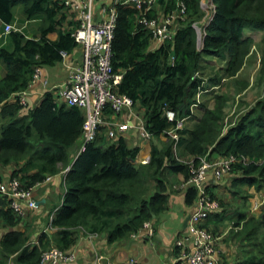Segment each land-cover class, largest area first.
Wrapping results in <instances>:
<instances>
[{"label":"trees","instance_id":"1","mask_svg":"<svg viewBox=\"0 0 264 264\" xmlns=\"http://www.w3.org/2000/svg\"><path fill=\"white\" fill-rule=\"evenodd\" d=\"M184 1L186 18L177 24L174 38L154 50L150 48V31L136 22L137 9L117 6L112 67L115 74H122L118 92L143 109L146 127L157 139L176 126L175 121L166 117L167 110L179 116L189 112L200 86L195 73L204 72L208 61L205 58L227 60L225 73L234 75L252 40L245 35V30L264 32V0H213L215 12L205 28L203 49L199 50L193 25L202 20L205 13L201 0ZM158 3L159 8L166 10L176 4L175 0H159ZM19 6L27 20L40 18L44 25L39 37H29L23 30L3 33L0 60L6 65V73L0 79V106L8 122L1 128L0 167L11 168L10 178L19 180L28 189L71 167L64 178L66 193L47 227L51 232L40 231L36 242L19 230L23 218L8 207L6 198L0 197V221L13 228L0 239V264H8V261L10 264H40L43 250L54 245L69 251L81 230L104 232L111 243L131 237L168 208L173 184L165 173L182 174L187 180L190 164L199 166L202 158L243 156L250 162L234 164L232 172L241 174L233 185L264 187V163H257L264 157V100L241 115L224 134L220 124L223 109L221 106L204 108V103L193 129L179 131L180 148L189 156L187 163L174 157L172 139L163 148L152 145L150 162L136 165L134 161L140 147H129V136L122 135L103 147L101 135L87 144L70 165V149L82 135V110L58 103L54 94L47 91L27 115L17 117L23 108L17 94L28 89L35 67L54 66L62 61L61 51L71 53L78 46L72 30L66 26L67 10L62 0H0L3 24L15 21V8ZM253 7L258 8L251 11ZM155 13L156 10L150 12ZM54 32L58 33V38L53 41L48 35ZM262 43L264 48V39ZM220 74L215 75L220 77ZM211 80L213 84L220 79L212 77ZM15 95L16 99L9 101ZM2 180L0 176V182ZM186 189V203L193 205L197 189ZM210 192L214 197V192ZM212 219L215 224L231 220L227 214H211L205 225ZM229 239L243 254L236 264H264V213L257 219L238 211Z\"/></svg>","mask_w":264,"mask_h":264},{"label":"built area","instance_id":"2","mask_svg":"<svg viewBox=\"0 0 264 264\" xmlns=\"http://www.w3.org/2000/svg\"><path fill=\"white\" fill-rule=\"evenodd\" d=\"M62 1L68 14L66 22H72L71 25L66 23V26L72 30V36L78 46L71 53L61 51L62 61L59 63H65L70 56L75 60L68 65L66 79L58 84H50L45 76L44 67H35L28 89L18 94L21 104L27 107L26 100L33 87L41 83L47 91L54 94L58 103H64L68 107L76 106L82 110L84 123L78 155L85 150L87 144L93 143L101 135L114 142L118 137L127 136L134 130L140 142H149L154 136L146 127L143 109L137 110L130 97L118 92L122 74L113 72L112 42L118 15L117 6L122 4L137 9L136 22L143 29L150 31L152 41L150 48L154 50L174 38L177 24L186 18L187 4L184 0H175V7L166 10L159 8V0H108L104 2L106 4L101 3L103 5L95 11L96 0ZM212 8L215 10V5ZM152 10H156L154 15L150 14ZM193 26L195 28V25ZM12 30H17L14 24L5 26L6 34ZM198 34L203 38L205 32L201 31ZM76 53H79V56ZM195 77L200 80V86L189 106V112L179 116L177 112L167 110L166 117L171 122L175 121L176 126L160 136L162 139L174 140V155L185 163L186 160L183 161L177 154L181 138L179 131L185 129L182 126L184 127L186 122L195 120L196 112L201 110L205 95L217 92L222 85L208 83L205 73L201 70L195 73ZM139 147L141 148L140 145ZM137 158V164H148L151 160L150 155ZM248 162L250 160L243 156L229 155L218 157L214 163L202 158L199 166L190 164L189 179L185 181L184 187L185 189L195 187L198 195L186 231L178 241L187 264H225L218 241L220 237L203 225L211 214L220 209V201L211 195L207 187L227 177L234 164ZM50 179L51 176H48L46 181ZM0 197L6 198L8 207L22 218L27 217L28 212L36 207L32 188L24 187L17 179L0 182ZM144 227L150 236L155 235L149 222H146ZM75 260L76 255L73 251H64L52 246L42 251L40 264L72 263ZM128 264H135V260L132 259Z\"/></svg>","mask_w":264,"mask_h":264},{"label":"crops","instance_id":"3","mask_svg":"<svg viewBox=\"0 0 264 264\" xmlns=\"http://www.w3.org/2000/svg\"><path fill=\"white\" fill-rule=\"evenodd\" d=\"M106 1L108 0H96L95 11L98 10L99 6L106 4L104 3ZM14 24L18 28H21L29 37H39L40 29L44 25L40 18L30 21L27 20L20 6L15 8ZM4 26L5 24H3L0 19V47L4 37ZM248 32L254 34L255 30ZM262 32L263 31L260 33ZM260 35H264V32ZM48 38L53 41L57 40L58 33H51L48 35ZM76 55L79 56V53H76ZM74 60L75 58L70 56L65 63H57L54 66H44L45 76L51 85L61 83L66 79L68 75V65ZM5 73L6 65L0 60V79ZM45 91H47V88L41 83L34 86L31 94H29L26 100L27 107H23L18 112L17 117L27 115L31 109L36 107L40 103ZM14 99H16V95L11 97L9 101H14ZM1 108L2 106H0V134L2 125L8 122L7 118L1 114ZM127 136H129L127 142L130 140L133 146H141L139 157L150 155L152 145L148 146L149 142L140 144L136 131H131ZM112 142L111 140L103 138V147H107ZM80 144L81 140L70 149V165L74 163L78 156L77 152ZM129 144L130 143H128V146L131 147ZM137 160L138 158L134 161L136 165L139 164H137ZM66 169L63 168L58 174L51 176L50 180H45L32 188L33 197L36 201V209L27 217L23 218L18 228L20 231H25L33 242H36V236H38L40 231L44 229L45 231L51 230L47 227L55 209L62 203L64 194L66 193L64 181L67 173ZM10 174L11 168H0L2 181L11 179ZM176 177L177 182L174 181L176 183L173 184V189L171 190L168 208L157 216L155 220L149 221L154 229V236H150L148 230L143 227L131 237L111 243L104 232L89 233L81 230L76 243L70 249L75 253L76 260L72 263L62 264H128L132 259L135 260V264H187V261L183 258L182 249L178 246V241L183 237L186 231L187 226L184 227V223L193 212L195 204L189 205L186 203L185 194L187 189L184 187L186 180L181 174H177ZM207 189L215 193L219 192L217 186L207 187ZM227 222L226 219L223 224H227ZM211 223H214L213 219L210 221L209 225H211ZM220 223L221 222L217 224ZM209 225L207 227H209ZM232 226L228 229L231 230ZM12 229L11 227H7L3 221H0V239L7 231ZM228 229L216 233L220 237L218 241L221 246V257L225 264H236L237 260L242 259V255L240 250L233 246V241L229 239L230 231L228 232ZM211 230L214 231L213 229Z\"/></svg>","mask_w":264,"mask_h":264},{"label":"rangeland","instance_id":"4","mask_svg":"<svg viewBox=\"0 0 264 264\" xmlns=\"http://www.w3.org/2000/svg\"><path fill=\"white\" fill-rule=\"evenodd\" d=\"M213 6L214 3L211 0H201L202 11L205 13V15L202 20H199L197 24H194L196 32H205V28L210 23V20L215 12V10H213L212 8ZM257 8L258 7H253L251 8V11L257 10ZM248 31L254 30L252 28H247L245 30V35L251 37L252 39L247 46L248 53L244 57L243 63L239 65V69L234 75H227V73H225V70L227 68V60L223 61L222 59H219L218 57L215 58L213 56L205 58V60L208 61L204 69V73L205 77H207L208 83L212 82L211 79L212 77H214L219 78L220 80L219 82L213 83V85L220 83H222V85L217 90V92L205 95L202 105L205 103L204 108L209 109H215L221 106V109H223L224 112V114L221 116L222 120L220 123L222 125V134H224L238 120V118H240L241 115H244L251 109H255L258 102L264 100V48L262 43L264 35H260L263 32L260 33L261 31L259 30H256L254 34H251ZM201 36H199V40L197 38V46L199 50L203 49V38H201ZM217 72L221 73L219 75L221 78L215 75ZM240 82L246 83L243 84L246 85V88L242 87L243 85H241ZM208 85L209 84H206V86ZM136 108L137 110L141 109L139 105H136ZM200 116L201 110H199V112H196L195 120H189L184 124V127L182 126V128L187 127L190 130L193 129V127L196 125L198 117L200 118ZM167 142H170L169 139H157L156 137H154L149 141L148 146L157 145L159 148H163L167 144ZM128 143H130L129 145L132 148L136 147V145L133 146L131 144L130 140ZM140 144H143V142H140ZM177 154L180 158H182L183 161L189 158L187 153H184L180 148V145L178 146ZM174 157L177 159L175 155ZM218 157L220 156L214 155L210 160H207L211 163H214ZM257 163L263 164L264 157L259 158V161ZM235 174L236 173H233L231 171L227 177H224L219 181L210 184V186L212 187L217 186L219 191L217 193L214 192V197L218 201H220V209L213 214H227V216H230L231 220H227V224L211 223V225H209L210 228L207 227L205 225L206 222H204L203 225L205 227L222 232L221 230L231 228L236 220V213L238 211L249 213L250 216L257 219H260L262 214L264 213V187L259 189L255 186L251 187L248 185H243L237 188L233 185V181L236 177L240 178L239 176L241 172L237 173L236 176ZM176 175L177 174L168 173V171L165 173V177L170 180L172 184L177 182ZM216 225L218 227H215ZM229 231L230 229H228V232ZM8 264H10L9 261Z\"/></svg>","mask_w":264,"mask_h":264},{"label":"clouds","instance_id":"5","mask_svg":"<svg viewBox=\"0 0 264 264\" xmlns=\"http://www.w3.org/2000/svg\"><path fill=\"white\" fill-rule=\"evenodd\" d=\"M9 24H14V22H13V23H9ZM6 25H7V24H6ZM6 25H5V26H6ZM14 25H15V24H14ZM5 26H4L3 33H4L5 35H8L9 33H7V34L5 33ZM15 26H16V25H15ZM16 28H17V30H22L21 28H18L17 26H16ZM12 31H15V30H12ZM12 31H11V32H12ZM60 62H61V61H60ZM17 96H18V94H17ZM68 168L70 169V167H68ZM69 169H68V170H69ZM68 170H67V171H68ZM206 221H207V220H206ZM206 221H205V222H206Z\"/></svg>","mask_w":264,"mask_h":264},{"label":"water","instance_id":"6","mask_svg":"<svg viewBox=\"0 0 264 264\" xmlns=\"http://www.w3.org/2000/svg\"><path fill=\"white\" fill-rule=\"evenodd\" d=\"M197 33H198V32H197ZM199 38H200V37H199V34H198V40H199ZM189 218H190V217H188L187 220L185 221V223H184V227L187 226V223H188V221H189Z\"/></svg>","mask_w":264,"mask_h":264}]
</instances>
